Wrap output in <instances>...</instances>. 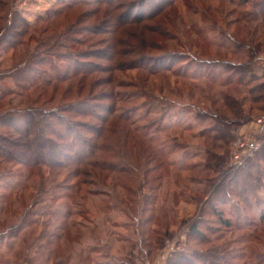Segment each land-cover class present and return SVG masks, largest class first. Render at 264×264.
Wrapping results in <instances>:
<instances>
[{"label": "rangeland", "instance_id": "1", "mask_svg": "<svg viewBox=\"0 0 264 264\" xmlns=\"http://www.w3.org/2000/svg\"><path fill=\"white\" fill-rule=\"evenodd\" d=\"M60 1L3 0L0 36L10 33L7 28L16 13L36 24L53 8L78 3L76 14H87L96 6V0H62L65 5ZM243 1L174 0L155 11L156 4L146 0L132 11L141 18L117 32L121 53L116 58L125 67L113 71L117 114L133 121L130 148H124L120 121L115 122L116 133L106 134L102 141L106 151L113 142L119 155L114 162L128 168L132 164L133 172L129 177L88 167L90 173L79 176L68 167L30 168L0 160V264H55L57 257L67 264H139L144 260L168 264L178 254H188L190 264H202L196 257L213 251L218 257L227 256L221 264H264V124L257 122L264 112L254 110L259 105L250 104L248 95L251 86L264 81V52L253 63L254 78L249 84H238V73L220 65L214 66V73L222 70L219 80L233 74L231 85L212 88L209 77L193 80L188 75H199L208 67L207 60L231 63L245 58L242 51L235 54L233 45L239 43L226 39L231 34L240 40L250 31L252 24L237 23L242 11L250 8ZM121 2L132 6L139 0ZM151 10L155 12L149 17ZM88 16L83 26L93 22ZM89 28L90 39L85 40L89 43L72 50L84 54L79 60L96 62L99 77L106 78L113 64L103 40L107 33ZM34 29L30 26L14 48L0 43V110L35 103L30 86H17L1 77L26 50L36 47L37 36L50 37ZM96 48L105 49V57L97 51L87 57L80 53ZM56 63L58 69H65L61 59ZM109 89H93L95 104L113 105L106 98ZM221 90L230 91L243 101L245 110L254 113L252 119L233 126L226 142L212 138L210 131L216 109L230 113L223 107ZM242 141L244 153L237 158ZM128 149L132 163L121 158L128 155ZM212 183L225 195L214 198ZM145 197L150 198V208L143 211ZM196 221L204 237L201 242L191 233Z\"/></svg>", "mask_w": 264, "mask_h": 264}, {"label": "trees", "instance_id": "2", "mask_svg": "<svg viewBox=\"0 0 264 264\" xmlns=\"http://www.w3.org/2000/svg\"><path fill=\"white\" fill-rule=\"evenodd\" d=\"M145 1L139 0L138 3L140 4L136 3L129 6L131 2L122 4L121 0H96L94 2L96 6L88 9L87 14H76L77 6L81 4L70 3L62 6V8L49 10L46 17H42L36 24H29L23 16L15 14L14 22L7 28L10 33L6 36H0V43L4 42L10 48L18 46L28 34L27 29L30 26H34V31L37 33L47 34L50 37L37 36L36 47L32 50H26L11 70L1 76L12 79V82L17 86H30L35 94L34 104L17 109L7 106L0 110L1 161L4 163H18L30 168L41 166L50 168L68 167L79 176L89 174L90 171L86 170L88 167L105 168L113 170L117 174L126 173L130 177V172H133L131 170L132 164L128 168L114 162V159L119 157L113 148V146L116 148V145L110 142V147L106 146L108 149L106 151L102 139L107 136L106 134L111 136L116 133L115 130L119 129V126L115 122L120 121L119 123L123 122L121 131L125 138V141H123L124 148H126V145L130 148L128 144L130 141L129 135L132 133L130 127L133 125V121L126 114H117L116 101H118L119 96L113 90V71L125 67L116 58V55L121 53L117 32L126 24L136 22L141 18L132 15V11ZM149 1L156 4L155 11H158L165 9V6L174 0ZM64 3L61 0L58 4ZM2 4L4 2L0 0V5ZM243 4L250 5V8L246 7L242 11V14L237 17V23L244 21L252 24L250 31L240 40L238 36H231V34L228 37L226 36V39L239 43L233 45L235 54L242 51L245 58L240 62L230 61L231 63H226L222 61L223 59L218 58L207 60L206 65L208 64V67L199 75H196L197 72L188 74L189 76L193 75V80L197 78L196 76L209 77L207 82L210 83L212 88L214 86L226 87L231 85L234 82L233 74L219 80L222 70L214 73V66L220 65L225 69L230 68L238 73L239 76L236 81L238 84L251 83L252 78H254L253 63L264 52V0H244ZM86 5L88 6V4ZM155 11H149L147 16L150 17ZM74 14L75 16L72 18ZM88 15H91L90 18L93 22L83 26L81 22L88 20ZM19 18L21 21H19ZM89 27L99 30L98 32L107 33V38H103V40L106 39V45L109 46L110 53H107V58L113 64L109 68L110 72L107 73L109 75H106V78L99 77L96 62L79 60L77 57L84 54H75L72 50L77 44L81 47L89 43L88 40L85 41L90 39L88 32L91 28ZM86 32L87 34H85ZM77 34L83 35L75 36ZM220 46H225V44H220ZM96 51L100 52L101 55L103 54V56L105 54L103 48H96L91 52L81 50L80 53H86L87 57ZM54 59H61L65 62V69H58L57 60L54 61ZM162 66L169 67L167 64H162ZM145 69H149V67L145 66ZM90 77H93V79H90ZM88 80H90L89 83H87ZM63 84L67 86L64 87ZM102 86L110 88L107 97H105L113 105L101 106L95 104V101L98 100L93 96V89ZM218 93L223 97L222 104L225 105L223 107H226L230 113L218 112L219 108L216 109L217 113L212 116L213 124L210 131L212 138L226 142L230 137L233 126L252 119L254 113L245 110L242 105L243 101L241 100V102L230 91L221 90ZM248 95L251 98L250 104L259 105L254 110L263 113L264 81L251 86ZM86 119H93L95 122ZM104 152L108 153L107 157L103 156ZM131 156V151H129L128 155L125 154L121 158L129 162L128 157L131 158ZM132 162L133 160L129 163ZM136 168L133 166V169ZM217 186V183H212V186H210L214 198L225 195V191ZM149 208L150 198L145 197L142 209L145 211ZM221 212H219V217L222 216ZM223 222L227 226H231L228 219H224ZM191 229L193 230L191 233L193 232L194 235L201 238L199 242L204 241L198 221L191 225ZM226 257L225 254L218 257L216 252L213 251L209 256L203 254L198 255L196 258L202 264H221L223 260L226 262ZM55 262V264H67L61 257H57ZM189 262L191 261H189L188 254H178L168 264H190Z\"/></svg>", "mask_w": 264, "mask_h": 264}, {"label": "built area", "instance_id": "3", "mask_svg": "<svg viewBox=\"0 0 264 264\" xmlns=\"http://www.w3.org/2000/svg\"><path fill=\"white\" fill-rule=\"evenodd\" d=\"M257 122H258L259 124H264V116L261 117V118H258V119H257ZM238 146H239V147H238L239 152H237V154H236L235 156H236L237 158H240V154H243V153H244V150H242L241 148H242V147H245V146H246V143H245L244 141H242V142L239 143ZM139 264H149V262L144 260V261H141Z\"/></svg>", "mask_w": 264, "mask_h": 264}]
</instances>
